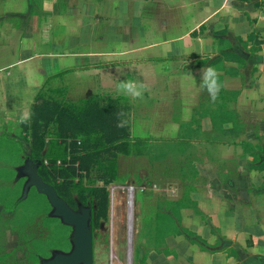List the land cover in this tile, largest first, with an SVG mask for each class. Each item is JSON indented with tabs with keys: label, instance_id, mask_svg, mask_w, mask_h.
I'll return each instance as SVG.
<instances>
[{
	"label": "crops",
	"instance_id": "obj_1",
	"mask_svg": "<svg viewBox=\"0 0 264 264\" xmlns=\"http://www.w3.org/2000/svg\"><path fill=\"white\" fill-rule=\"evenodd\" d=\"M39 96L129 106L133 150L117 161H145L141 189L159 198L143 264H264V0H0V182L10 189L23 180L11 166L31 151L22 125ZM12 204L0 198V264H31L4 238Z\"/></svg>",
	"mask_w": 264,
	"mask_h": 264
},
{
	"label": "trees",
	"instance_id": "obj_2",
	"mask_svg": "<svg viewBox=\"0 0 264 264\" xmlns=\"http://www.w3.org/2000/svg\"><path fill=\"white\" fill-rule=\"evenodd\" d=\"M22 129L29 137L24 150L31 149L37 174L72 210L91 205L90 226L95 230L101 220L107 219V187L116 181L117 158L133 150L129 106L118 99L92 97L73 103L39 96ZM36 196L30 193L26 198L14 200L13 218L24 223L39 206L49 207ZM21 206L26 211L17 216L18 208L23 209ZM34 246L42 253L40 242ZM144 255L145 252L142 263Z\"/></svg>",
	"mask_w": 264,
	"mask_h": 264
},
{
	"label": "rangeland",
	"instance_id": "obj_3",
	"mask_svg": "<svg viewBox=\"0 0 264 264\" xmlns=\"http://www.w3.org/2000/svg\"><path fill=\"white\" fill-rule=\"evenodd\" d=\"M47 94V93H45ZM56 96V94H53ZM78 103V102H77ZM26 158L24 157L19 164H12L11 167L18 169V177L23 179L17 184V187L10 189L8 185L9 179H3L4 186L0 188V198H3L4 204L10 205L12 201L5 197L8 193L14 194L17 192V199L20 198L19 194L27 177L21 174V169L26 165ZM128 159L121 158L116 161L117 165V178L116 181L107 187L109 192V207L107 219L101 220L98 226L93 230L90 226L92 219V206H78L74 211H78L81 207L90 209L89 226L93 236V264H127L128 258V208L127 202L129 197L132 201V236H131V264H143L142 256L146 251V245L143 243L142 238L146 236L147 218H150L154 213L155 200L159 199L156 194L145 196L144 191L141 189L145 167L149 165L145 161H137L130 163ZM35 163V162H34ZM5 164H0V166ZM36 167L37 164L35 163ZM133 169V170H132ZM10 172L6 170L4 176L9 175ZM15 178L11 180L13 183ZM10 182V184H11ZM23 182V183H22ZM133 186L134 191L130 194L127 192L126 187ZM32 190V191H31ZM11 191V192H10ZM29 192L36 197L38 201L44 205H49L45 196L39 194L35 188H30ZM36 208V203L32 204ZM17 211L23 215L25 207ZM27 207V206H26ZM20 211V212H19ZM24 223L19 219L8 221L11 222L12 227L4 225V238H17L16 249L20 251V255L25 253L29 257L31 264H41L42 262L50 259L56 253L67 254L72 249L71 236L72 227L64 225L58 218L52 216V208L49 205L46 207L39 206ZM15 214H12V217ZM8 213H1V221H5ZM11 216V215H10ZM6 223V222H5ZM143 234V236H142ZM149 236V235H148ZM27 237V238H26ZM35 242L41 243V250L36 249ZM11 248L15 244H4V246ZM22 264V263H21Z\"/></svg>",
	"mask_w": 264,
	"mask_h": 264
},
{
	"label": "water",
	"instance_id": "obj_4",
	"mask_svg": "<svg viewBox=\"0 0 264 264\" xmlns=\"http://www.w3.org/2000/svg\"><path fill=\"white\" fill-rule=\"evenodd\" d=\"M21 174L27 177L23 188L24 193L29 187H34L39 194L46 197L52 208V216L58 218L64 225L72 227L71 251L67 254L56 253L43 264H93V236L89 226L90 209L81 207L78 211L72 210L51 185L43 182L37 174V167L30 150L27 151L26 165L21 169Z\"/></svg>",
	"mask_w": 264,
	"mask_h": 264
},
{
	"label": "clouds",
	"instance_id": "obj_5",
	"mask_svg": "<svg viewBox=\"0 0 264 264\" xmlns=\"http://www.w3.org/2000/svg\"><path fill=\"white\" fill-rule=\"evenodd\" d=\"M203 82L207 86L209 92L215 94L218 87L215 69L212 67H207L204 69ZM124 87L132 92L133 95H140V92L134 87L132 83H128L124 85Z\"/></svg>",
	"mask_w": 264,
	"mask_h": 264
},
{
	"label": "bare ground",
	"instance_id": "obj_6",
	"mask_svg": "<svg viewBox=\"0 0 264 264\" xmlns=\"http://www.w3.org/2000/svg\"><path fill=\"white\" fill-rule=\"evenodd\" d=\"M127 208H128V258H127V264H131V236H132V212H133V206L131 198L129 197V200L127 202Z\"/></svg>",
	"mask_w": 264,
	"mask_h": 264
},
{
	"label": "built area",
	"instance_id": "obj_7",
	"mask_svg": "<svg viewBox=\"0 0 264 264\" xmlns=\"http://www.w3.org/2000/svg\"><path fill=\"white\" fill-rule=\"evenodd\" d=\"M126 190H127V192L130 194L131 192L134 191V187H133V186H127V187H126Z\"/></svg>",
	"mask_w": 264,
	"mask_h": 264
}]
</instances>
